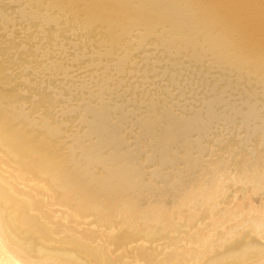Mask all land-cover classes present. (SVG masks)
<instances>
[{
    "label": "bare ground",
    "instance_id": "obj_1",
    "mask_svg": "<svg viewBox=\"0 0 264 264\" xmlns=\"http://www.w3.org/2000/svg\"><path fill=\"white\" fill-rule=\"evenodd\" d=\"M0 264H264V0H0Z\"/></svg>",
    "mask_w": 264,
    "mask_h": 264
}]
</instances>
